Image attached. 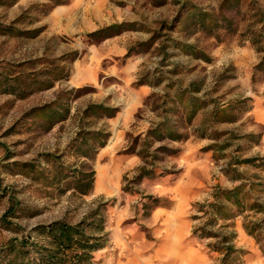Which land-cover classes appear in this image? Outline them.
Masks as SVG:
<instances>
[{
	"label": "rangeland",
	"instance_id": "374dc122",
	"mask_svg": "<svg viewBox=\"0 0 264 264\" xmlns=\"http://www.w3.org/2000/svg\"><path fill=\"white\" fill-rule=\"evenodd\" d=\"M223 2L0 0V247L23 236L36 240V225L75 223L100 207L108 237L94 254L99 264H264L260 247L244 229L260 215L248 208L232 221L209 222L217 190L243 184L249 197L264 203V74L254 69L264 53L248 40L251 26L253 31L262 26L264 0ZM202 13L218 26L199 27L194 16ZM122 23L127 27L116 36L88 37ZM4 27L12 29L9 34ZM15 77L19 80L12 82ZM35 81L52 86L37 89L42 84ZM12 83L15 94L6 90ZM190 83L210 105L194 126L210 124L213 101L229 105L235 122L213 128L228 147L218 154L207 148L214 139L190 135L169 145L178 149L161 163L170 174L122 191L142 163L126 152L129 140L157 121L155 108L165 94ZM58 95L69 109L66 121L48 130L40 115L28 117ZM88 104L118 113L87 127L103 128L109 137L84 160L71 147ZM235 158L256 162L236 164ZM90 169L94 184L87 196L76 193V178L62 180ZM146 196L159 198L161 205L144 210ZM9 208L14 213L4 218ZM200 227L230 237L235 251L225 259L223 250L217 251L220 240L200 236Z\"/></svg>",
	"mask_w": 264,
	"mask_h": 264
},
{
	"label": "trees",
	"instance_id": "16d2710c",
	"mask_svg": "<svg viewBox=\"0 0 264 264\" xmlns=\"http://www.w3.org/2000/svg\"><path fill=\"white\" fill-rule=\"evenodd\" d=\"M223 4L229 1L223 0ZM249 2L254 0H247ZM221 5V7L223 6ZM55 5H59L55 2ZM257 14H254L255 16ZM199 27L211 28L217 27V20H210L205 13L194 16ZM221 20L227 21V18L221 17ZM214 22V23H212ZM230 25V20L226 22ZM262 26L253 31L250 28L249 42L251 46L259 53H264V20L258 21ZM127 24H117L88 34L91 39L98 41L105 40L116 36L124 31ZM3 34H9L11 28H3ZM20 33V32H18ZM151 42H149L150 44ZM255 72L264 74V54L254 67ZM58 79H61L58 78ZM16 82L19 78L13 79ZM39 85L37 89H50L52 83H43L35 81ZM44 84V85H43ZM10 93L15 94V86L7 85ZM6 88V87H5ZM200 88L196 83H190L186 90L175 89L172 93L165 94L161 98V105L157 109L158 119L151 124L149 129L143 134L137 135L129 140L126 152L135 155L141 159L142 163L136 169L133 177L128 180L122 188L127 192L142 183L144 180H156V178L165 177L170 174L164 166L161 165L164 157H172L178 153V149L170 148L172 143H183L188 141L189 136L193 135L199 139L210 137L216 141L214 145H209L208 150L214 149L218 154L224 152L228 147L225 143H220L221 135L213 129L216 125L223 122H235V118L228 114L230 109L228 106H220L213 101L210 117L207 120L210 124H200L194 126L193 121L199 113L205 112L209 108V101L198 97ZM24 93V90L22 91ZM58 100L50 102L48 105L31 109L28 117L40 115L43 126L51 129L55 124L66 121L69 116V109L62 103L60 104V95ZM243 103V102H242ZM118 113L117 108L107 107L103 104H88L79 116V130L76 137L72 141V151L75 152L77 158L89 160L107 144L109 133L105 129L87 130V127L94 121L102 119H112ZM176 118V119H175ZM87 125V126H86ZM236 164L254 163L256 159L239 160L235 158ZM26 168L33 170L34 166L24 164ZM84 166V165H83ZM63 166H60L57 175L63 174ZM94 173L90 170H76L75 172L64 174L63 179L76 178L75 191L78 195L87 196L93 188ZM236 180H240L239 178ZM245 186L238 185L231 190L219 191L215 193V202L210 203L212 208L211 218L209 222L232 221L236 216L241 215L245 209L251 210L259 218L247 221L244 225L246 233L256 241L260 247V251L264 256V203L252 199L244 190ZM146 203H143V209L148 211L160 206L159 198L146 196ZM235 208L232 210L228 208ZM14 208H9L4 213V218L13 215ZM32 232L36 236V240L31 237L23 236L20 240H9L0 247V264H99L94 254L103 250L106 246L108 232L105 229V219L103 211L100 207L90 211V213L75 223H69L65 220H53L48 224L36 225ZM198 232L202 237H216L220 241L221 247L217 251L223 250L224 258L229 257L235 248L229 243L230 237L219 236L212 232H207L206 227H200Z\"/></svg>",
	"mask_w": 264,
	"mask_h": 264
}]
</instances>
